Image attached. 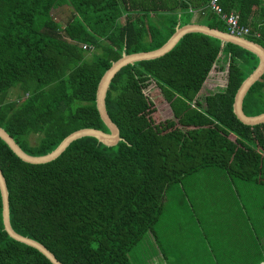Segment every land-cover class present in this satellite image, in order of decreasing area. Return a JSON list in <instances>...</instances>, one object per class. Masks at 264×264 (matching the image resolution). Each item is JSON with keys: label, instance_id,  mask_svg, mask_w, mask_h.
Returning a JSON list of instances; mask_svg holds the SVG:
<instances>
[{"label": "trees", "instance_id": "1", "mask_svg": "<svg viewBox=\"0 0 264 264\" xmlns=\"http://www.w3.org/2000/svg\"><path fill=\"white\" fill-rule=\"evenodd\" d=\"M191 2L0 0V127L30 155L51 152L78 129L108 132L96 108L102 75L123 54L163 45L190 22ZM217 3L227 14L236 12L242 24L258 6L264 23L263 0ZM208 4L204 25L228 31ZM61 6L72 10L64 25L51 14ZM149 14H159L156 23ZM260 32L264 36V24ZM216 64L225 65L226 84L201 100L198 93ZM257 64L245 48L189 32L161 57L127 64L112 77L105 108L119 129L117 144L85 136L56 159L31 164L0 138L13 230L44 245L62 264H137L131 252L155 233L164 199L173 186L186 188L188 176H197L209 199L230 188L225 179L244 188L251 184L254 191L264 188V122L244 124L232 108L237 89ZM151 81L171 119H153L154 104L144 92ZM12 89L15 99H9ZM242 109L249 116L264 112V75L249 87ZM263 234L255 233V239ZM0 264H52L5 232L1 196Z\"/></svg>", "mask_w": 264, "mask_h": 264}, {"label": "crops", "instance_id": "2", "mask_svg": "<svg viewBox=\"0 0 264 264\" xmlns=\"http://www.w3.org/2000/svg\"><path fill=\"white\" fill-rule=\"evenodd\" d=\"M207 2L205 0H192L191 3H188L189 9L187 12L191 11V13L189 12L191 19L188 24H204L203 19L206 16V11L203 10V7L208 4ZM252 9L251 15L246 20V25L250 27H252L251 25H256L258 31H260V27L264 24L260 14V7L253 6ZM184 11L177 10L175 13L179 14ZM259 44L264 47L263 43ZM262 75H264V72ZM225 84L226 77L224 84L215 83L213 87L209 88V91H218V88H223ZM214 176L216 177V175ZM188 183L193 188L190 193L195 197L196 206H191L192 212L199 215L194 223V233H181L178 242L167 239L163 247L157 245L158 237L156 231L155 233H149L146 240H151L155 246L150 249L151 255L147 264L263 263L264 234L257 240L255 239V233H251V224L249 230H247V222H251L250 218L246 216L244 205L239 198L242 183L232 179H225L222 183L228 184L227 187L230 188H227L224 193H217L218 195L216 194L214 198L210 199L201 195L205 200L199 198L203 186L197 180V176ZM174 188L177 190L175 189L173 192L186 195L185 188L179 186ZM177 221L178 219L176 223ZM179 244L183 245V247H178ZM156 248L157 251H155ZM252 255H258V257H254V261H252Z\"/></svg>", "mask_w": 264, "mask_h": 264}, {"label": "water", "instance_id": "3", "mask_svg": "<svg viewBox=\"0 0 264 264\" xmlns=\"http://www.w3.org/2000/svg\"><path fill=\"white\" fill-rule=\"evenodd\" d=\"M199 32L210 37L216 38L222 42H229L245 48L258 57V64L256 68L242 81L237 89L233 100V112L242 123L247 125H256L264 122V112L258 115H246L242 109L243 98L249 87L257 81L264 72V49L262 45L245 37L230 34L227 31L211 28L204 24H186L177 27L174 33L167 39V41L159 48L150 51H143L131 54H123L118 60L113 62L111 66L102 75L96 90V108L101 120L105 124L108 132L95 128H82L75 130L68 134L58 146L51 152L44 155H30L23 151L21 147L14 141V139L0 127V138L9 146L14 154L22 161L31 164H43L56 159L66 147L73 141L90 136L96 138L99 142L106 146H112L120 141L119 129L116 124L110 119L105 108V95L109 83L115 73L123 66L137 61L150 60L161 57L170 51L178 40L186 33ZM0 196L2 204V223L5 232L14 240L29 245L39 252H41L52 264H62L55 256L41 243L26 236H22L15 232L9 221V202L8 191L5 179L0 170Z\"/></svg>", "mask_w": 264, "mask_h": 264}, {"label": "rangeland", "instance_id": "4", "mask_svg": "<svg viewBox=\"0 0 264 264\" xmlns=\"http://www.w3.org/2000/svg\"><path fill=\"white\" fill-rule=\"evenodd\" d=\"M72 10L68 6H61L59 8L53 9L51 11L54 19L61 23L65 24L71 17ZM159 14H149L147 18L152 20L153 23H156L158 20ZM123 18L119 22H122ZM250 27V26H249ZM251 28V27H250ZM252 29V28H251ZM87 57L91 56V52L86 53ZM225 67V65H223ZM223 66L213 65L207 79L205 80L199 95L202 100L204 95L209 92V88L213 87L215 83L224 84L226 69ZM156 85L151 81L148 86L144 89L145 94L149 96L151 101L154 104V111L152 117L156 122L164 121L166 119L172 118V113L169 108L168 103L158 94ZM221 89V88H218ZM17 90L12 89L9 95V99H15L17 96ZM24 97V96H22ZM20 98L18 101H20ZM36 135H31L29 141L31 144L34 143ZM196 175H191L186 178V195L184 193H175V186L172 187L171 197L166 201L164 199V211L159 220V223L155 227V231L158 237L157 245L159 247L164 246V242L168 240L178 242L181 233H194L193 227L194 223L197 220V213L192 212L191 206L195 205V197L193 195H188L189 192L193 191V188L188 182L194 179ZM188 183V184H187ZM245 188L242 186V190L239 191L240 200L244 205L246 216L250 218V222H247V230H250L251 233H264V188H259L254 191V187L251 184L243 183ZM175 185V184H174ZM202 186H205L202 184ZM205 188V187H202ZM177 190V189H176ZM199 198L205 196V190H201ZM249 191V193L247 192ZM205 200V199H204ZM178 219L177 223L176 220ZM155 246L151 240H146L145 245L141 248V244L136 246L135 249L131 252V255L136 258L137 264H147L148 259L150 258V249ZM178 247H183L179 244ZM157 251V248L156 250ZM136 255V256H135Z\"/></svg>", "mask_w": 264, "mask_h": 264}, {"label": "built area", "instance_id": "5", "mask_svg": "<svg viewBox=\"0 0 264 264\" xmlns=\"http://www.w3.org/2000/svg\"><path fill=\"white\" fill-rule=\"evenodd\" d=\"M208 8L210 11L219 15V17L224 21L228 29L227 32H229L230 34L245 38L246 36H251L256 39H259L264 45V36L261 34V32L258 30H252L248 25L242 24L240 22V17L236 12L231 11L228 14L225 13L224 11H222L221 6L217 3V0H210ZM83 47L85 48L86 46L84 45ZM260 264H264V262Z\"/></svg>", "mask_w": 264, "mask_h": 264}, {"label": "clouds", "instance_id": "6", "mask_svg": "<svg viewBox=\"0 0 264 264\" xmlns=\"http://www.w3.org/2000/svg\"><path fill=\"white\" fill-rule=\"evenodd\" d=\"M86 46V45H85ZM84 48V47H83ZM86 48V47H85Z\"/></svg>", "mask_w": 264, "mask_h": 264}]
</instances>
